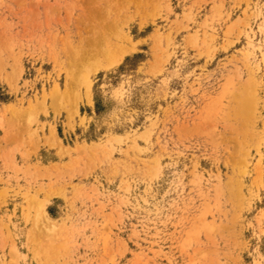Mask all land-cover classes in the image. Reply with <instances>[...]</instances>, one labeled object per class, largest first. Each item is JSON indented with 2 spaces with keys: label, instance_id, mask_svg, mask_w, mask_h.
<instances>
[{
  "label": "rangeland",
  "instance_id": "rangeland-1",
  "mask_svg": "<svg viewBox=\"0 0 264 264\" xmlns=\"http://www.w3.org/2000/svg\"><path fill=\"white\" fill-rule=\"evenodd\" d=\"M0 264H264V0H0Z\"/></svg>",
  "mask_w": 264,
  "mask_h": 264
},
{
  "label": "bare ground",
  "instance_id": "bare-ground-1",
  "mask_svg": "<svg viewBox=\"0 0 264 264\" xmlns=\"http://www.w3.org/2000/svg\"><path fill=\"white\" fill-rule=\"evenodd\" d=\"M101 43L102 42L100 41L99 44H101ZM105 45H106V43H105ZM100 46L101 45H99V49H100ZM102 50H103V48L101 46V51ZM123 50L121 52L122 54H123V52H126V51H123ZM104 52L107 53V49L106 48H105ZM121 59L122 58L116 59L111 64H108L107 67H109V66H111L113 64L119 63L121 61ZM84 82L86 84V92H87V94H88V96L90 98L91 88H92V80H90L89 78H85ZM235 101L237 102L236 109L234 108L235 109L236 116L238 115L242 119L249 120L253 116V113L255 111V109H254L255 108L254 107L255 106V102H256V95H255V93L252 92V91H249V90L248 91H244L243 90L241 92H238L235 95ZM75 109H77V107H75ZM235 192L237 193V191H235Z\"/></svg>",
  "mask_w": 264,
  "mask_h": 264
}]
</instances>
